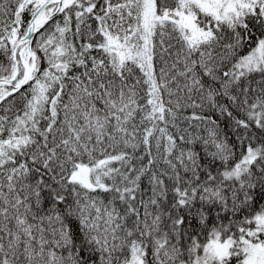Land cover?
Segmentation results:
<instances>
[{"label": "snow or ice", "instance_id": "obj_1", "mask_svg": "<svg viewBox=\"0 0 264 264\" xmlns=\"http://www.w3.org/2000/svg\"><path fill=\"white\" fill-rule=\"evenodd\" d=\"M0 264H264V0H0Z\"/></svg>", "mask_w": 264, "mask_h": 264}]
</instances>
